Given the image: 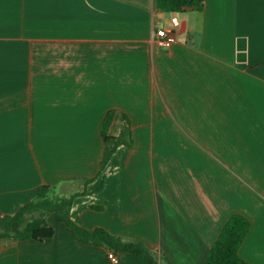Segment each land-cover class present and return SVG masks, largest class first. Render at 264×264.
Wrapping results in <instances>:
<instances>
[{
    "label": "crops",
    "instance_id": "obj_1",
    "mask_svg": "<svg viewBox=\"0 0 264 264\" xmlns=\"http://www.w3.org/2000/svg\"><path fill=\"white\" fill-rule=\"evenodd\" d=\"M172 14L181 25L164 49L154 32ZM109 113V135L128 121L132 140L101 171ZM42 185L86 191L75 223L142 241L160 264H204L228 217L244 215L239 255L264 264V0L183 13L156 0H0V218ZM47 221L49 240L0 239V264H114Z\"/></svg>",
    "mask_w": 264,
    "mask_h": 264
},
{
    "label": "trees",
    "instance_id": "obj_2",
    "mask_svg": "<svg viewBox=\"0 0 264 264\" xmlns=\"http://www.w3.org/2000/svg\"><path fill=\"white\" fill-rule=\"evenodd\" d=\"M156 7L169 13H183L188 10L202 11L204 0H156ZM112 114L109 113L101 125V135L105 145L101 171L121 145H129L131 129L127 121L122 133L109 135ZM86 184L90 179L83 180ZM86 191L61 197L55 194V187L42 185L37 188L34 199L12 214L0 218V239L30 240L43 242L54 237L55 229L47 217L54 213L63 226L70 229L77 239L85 245L103 247L108 253L130 254L143 264H160L155 254L142 241L125 240L102 228L87 230L79 226L71 217V209L77 197L85 196ZM93 209H98L92 207ZM251 227L250 220L241 214H232L222 226L212 245L204 264H248L239 255V249Z\"/></svg>",
    "mask_w": 264,
    "mask_h": 264
},
{
    "label": "built area",
    "instance_id": "obj_3",
    "mask_svg": "<svg viewBox=\"0 0 264 264\" xmlns=\"http://www.w3.org/2000/svg\"><path fill=\"white\" fill-rule=\"evenodd\" d=\"M181 23L176 14H172L169 24L158 23L154 32L155 42L161 48L168 49L176 41V33ZM108 258L114 264H118V256L114 253H108Z\"/></svg>",
    "mask_w": 264,
    "mask_h": 264
}]
</instances>
